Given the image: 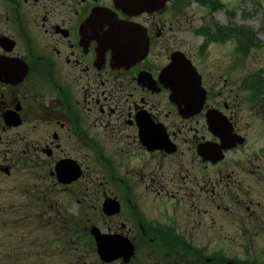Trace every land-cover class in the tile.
Here are the masks:
<instances>
[{"label":"flooded vegetation","instance_id":"af4514ba","mask_svg":"<svg viewBox=\"0 0 264 264\" xmlns=\"http://www.w3.org/2000/svg\"><path fill=\"white\" fill-rule=\"evenodd\" d=\"M222 9L0 0V264H264L256 40Z\"/></svg>","mask_w":264,"mask_h":264},{"label":"rangeland","instance_id":"374dc122","mask_svg":"<svg viewBox=\"0 0 264 264\" xmlns=\"http://www.w3.org/2000/svg\"><path fill=\"white\" fill-rule=\"evenodd\" d=\"M224 5L228 7V12L222 9L220 13L215 16L216 19H214V21L225 24L227 20L232 19L234 27L238 28L242 26L241 28H248L251 31V37L256 39V41H254V44H251L248 62L250 73L254 74L261 72L264 82V0H224ZM229 12H231L229 15L224 14ZM203 13L204 11L196 6L189 12L188 16L190 20L195 21V19H199ZM246 19L249 20V23H246ZM196 25L198 26L197 21ZM191 36L188 34L186 38L191 39ZM217 49L218 47H213L211 49L208 60L220 61L222 59V55ZM242 74L243 73L238 72L235 73L234 79H236V77L240 79L244 75ZM253 100L254 95H252L251 92L249 106H253ZM258 106H264V100Z\"/></svg>","mask_w":264,"mask_h":264},{"label":"water","instance_id":"95a60500","mask_svg":"<svg viewBox=\"0 0 264 264\" xmlns=\"http://www.w3.org/2000/svg\"><path fill=\"white\" fill-rule=\"evenodd\" d=\"M172 69H170L169 70V74H170V77L171 78H173V79H175V80H177L179 77H176L175 75H173L171 72H173L174 71V67H171ZM190 77V76H189ZM182 96H184V95H182V94H179V93H176V94H174V97H173V102L174 103H176V104H180V99L182 98Z\"/></svg>","mask_w":264,"mask_h":264}]
</instances>
